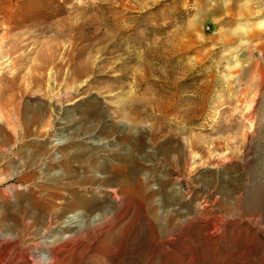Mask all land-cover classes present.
I'll return each instance as SVG.
<instances>
[{
    "label": "rangeland",
    "instance_id": "rangeland-1",
    "mask_svg": "<svg viewBox=\"0 0 264 264\" xmlns=\"http://www.w3.org/2000/svg\"><path fill=\"white\" fill-rule=\"evenodd\" d=\"M243 3L0 0V264L68 234L57 264H264V0Z\"/></svg>",
    "mask_w": 264,
    "mask_h": 264
},
{
    "label": "bare ground",
    "instance_id": "bare-ground-1",
    "mask_svg": "<svg viewBox=\"0 0 264 264\" xmlns=\"http://www.w3.org/2000/svg\"><path fill=\"white\" fill-rule=\"evenodd\" d=\"M241 1L242 0H237L239 6H238V10L240 13H244L245 11H248L249 8L247 7V5L245 3L241 4ZM228 7H233L234 8V5L233 3H227ZM222 7H218L217 10H220L222 9ZM72 235L68 234V235H65L63 238H60L59 240L55 241V242H51L49 244V248L51 249V256H45L43 259H42V264H57L59 263L60 261L63 260L64 258V254L66 252V249H69L71 247V240L69 238H71ZM65 250V251H64ZM25 260L26 259V256L24 257Z\"/></svg>",
    "mask_w": 264,
    "mask_h": 264
}]
</instances>
